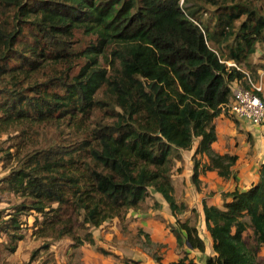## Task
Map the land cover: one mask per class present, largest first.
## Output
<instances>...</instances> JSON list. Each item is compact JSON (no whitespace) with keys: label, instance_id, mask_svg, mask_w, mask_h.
I'll use <instances>...</instances> for the list:
<instances>
[{"label":"trees","instance_id":"trees-1","mask_svg":"<svg viewBox=\"0 0 264 264\" xmlns=\"http://www.w3.org/2000/svg\"><path fill=\"white\" fill-rule=\"evenodd\" d=\"M202 1L0 0V8L14 11L15 20L11 28L0 24V80L44 62L85 59L70 80L47 82L62 88V96L27 98L6 89L0 110L7 122L28 115L50 119L55 113L81 121L96 109L106 114L94 124L91 141L36 151L6 176L10 190L32 197L31 207L15 205L11 217L0 222L9 252L23 239L20 216L28 208L42 214L41 222L35 219L39 229L72 235L74 214L81 226L99 227L137 210L152 189L178 226L170 231L183 255L169 264H198L188 251L204 253L205 243L194 225L177 218L188 206L174 197L173 162L195 147L190 181L197 190L205 171L232 177L237 157L213 149L214 120L227 115L222 106L231 96L230 85L243 74L221 61L252 70L250 59L264 39V13L251 4L207 0L214 9L204 21ZM77 28L96 37L82 54L71 47ZM9 60L15 64L9 66ZM220 197V206L202 202L215 253L205 264H262L264 163L249 188ZM51 203L57 208L45 212ZM77 241L94 245L90 233Z\"/></svg>","mask_w":264,"mask_h":264},{"label":"rangeland","instance_id":"rangeland-1","mask_svg":"<svg viewBox=\"0 0 264 264\" xmlns=\"http://www.w3.org/2000/svg\"><path fill=\"white\" fill-rule=\"evenodd\" d=\"M239 1L247 2L264 13V0ZM201 4V18L205 21L209 18L208 12L214 8L207 0H203ZM13 15L14 11L0 8V24L11 28L15 21ZM95 43V36L84 33L81 28L75 29L71 40L75 54H82ZM256 51V54H261L264 58V39L257 44ZM104 54H107L106 50ZM250 60L252 62V57ZM14 64L13 60H9V66ZM84 64L83 56L77 55L69 62L52 65L44 62L24 73L18 69L15 71L16 78L11 77L13 72H10L5 80H0V102L6 96V89L21 91L27 98L51 93L62 96L65 94L64 90L47 83L49 79L56 82L61 77L70 80ZM102 65H105L104 59ZM261 69H264V63L261 64ZM253 70L256 72V69L251 70L255 74ZM104 116L106 114L103 110L96 109L91 117L86 115L81 121L76 116L68 119L61 113H55L50 119L39 120L28 115L7 122L5 113L0 110V222L11 217L15 205L23 203L32 206V197L8 188L6 176L17 170L36 151L63 146L78 148L81 143L91 141L94 124L103 120ZM224 116L236 122L232 116ZM237 127L236 132L239 133ZM262 141L263 145L259 146V142H255L252 135L247 136L245 132V142L237 140L236 146H242L246 155L261 165L264 161V140ZM190 151L181 152V160H174L171 171L174 197L188 206L187 211L177 218L182 222L188 220L203 234L207 230L201 212L202 202L205 200L207 203L208 198L219 189L214 187V179H209V182H213L206 189L201 184L199 190L194 187L190 181L193 165ZM231 180L235 184L238 182L234 171ZM202 193H205L204 198ZM49 205L44 208L45 212L58 206L56 203ZM35 219L36 222H41L42 214L31 208L20 216L19 233L23 239L17 242L13 253L7 249L9 238L0 230V264H169L183 255V249L177 247L176 239L170 231L171 227H178L176 218L171 215L168 204L161 195L152 189H149L148 196L137 210H128L122 218L108 219L99 227L81 226V217L76 219L74 214L72 235L45 232V229H39ZM86 233L92 235L94 245L86 242L80 244L77 241L84 238ZM260 261L264 264V259Z\"/></svg>","mask_w":264,"mask_h":264},{"label":"crops","instance_id":"crops-1","mask_svg":"<svg viewBox=\"0 0 264 264\" xmlns=\"http://www.w3.org/2000/svg\"><path fill=\"white\" fill-rule=\"evenodd\" d=\"M256 52L252 56V65L253 68L256 69V72L253 70L255 74H253L250 69L246 68L248 71H250L254 79H258L259 76L264 73V69H261V64L264 63V58L261 56V54H256ZM214 125L217 139L212 144L213 149L219 154L229 153L231 155L237 156V161L232 167V170L238 178V182L236 184L231 180L232 177L224 179L218 176L216 171H205L199 176L201 186H206L205 189L210 187L211 183L213 182H209V179L215 180L216 183H213V185L214 187L218 188L219 191L214 193L212 197H207V204L220 206L222 202L220 194L222 192L233 191L236 187L239 191L246 190L257 181L260 165L257 164L254 159L246 155V152L243 150L242 146L237 147L236 142L237 140L239 142H245L246 132L247 136H249V134L252 135V139L255 142L258 141L259 146H262V140H264V125L255 126L243 120H236L235 122L232 119L224 116V114H221L215 118ZM236 127L238 128L237 131L239 133L236 132ZM241 131L245 132L243 133ZM194 148L195 147H193V149L190 151L191 155L194 151ZM202 160V162H204L206 161V158L204 157ZM262 163H264V161H262L261 164ZM202 196L204 198L205 193H202ZM201 212L203 216V211L201 210ZM198 231L199 236L205 240V252L200 253L197 250H190L188 251L189 257L193 258L198 264H205L206 256H214L215 253L212 249V240L209 233L206 231L202 234L200 230ZM258 256L260 259H264V245L261 247Z\"/></svg>","mask_w":264,"mask_h":264},{"label":"built area","instance_id":"built-area-1","mask_svg":"<svg viewBox=\"0 0 264 264\" xmlns=\"http://www.w3.org/2000/svg\"><path fill=\"white\" fill-rule=\"evenodd\" d=\"M181 3L183 0H180ZM227 68H235L243 78L231 83V96L222 106L223 112L236 120H243L251 125H264V73L254 79L250 71L233 61H221Z\"/></svg>","mask_w":264,"mask_h":264}]
</instances>
